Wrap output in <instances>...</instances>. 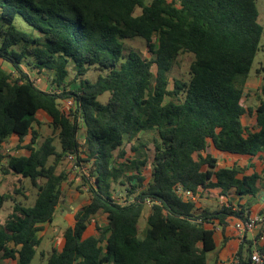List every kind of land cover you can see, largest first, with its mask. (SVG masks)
<instances>
[{
  "label": "trees",
  "instance_id": "obj_1",
  "mask_svg": "<svg viewBox=\"0 0 264 264\" xmlns=\"http://www.w3.org/2000/svg\"><path fill=\"white\" fill-rule=\"evenodd\" d=\"M17 16L35 30L19 28ZM134 37L145 39L150 57L127 50ZM260 50L256 0H0V60L13 67L0 65V173L30 178L37 189L30 205L19 185L0 191V213L12 202L0 219V258L32 264L41 223L53 221L61 202L67 180L61 164L74 153L78 164H90L77 187H87L89 201L74 212L61 248L45 264H209L217 227L225 231L230 218L250 216L243 206H199L184 193L218 190L228 202L232 194L257 193L259 173L246 174L237 163L219 166L212 147L264 152V84L256 104L244 101ZM181 52L194 58L188 77L174 78L170 88ZM92 69L106 74L81 79ZM44 71L59 90L41 88L29 74ZM105 92L108 99L100 101ZM69 98L67 114L59 105ZM40 111L56 133L41 141ZM244 116L253 123L244 124ZM11 136L18 145L29 139L25 154L5 152ZM99 212L106 224L86 235ZM251 252L250 244L241 246L239 264H251Z\"/></svg>",
  "mask_w": 264,
  "mask_h": 264
},
{
  "label": "rangeland",
  "instance_id": "obj_2",
  "mask_svg": "<svg viewBox=\"0 0 264 264\" xmlns=\"http://www.w3.org/2000/svg\"><path fill=\"white\" fill-rule=\"evenodd\" d=\"M149 1V0H147ZM257 6L260 13V22L264 25V0H256ZM15 24L22 29L28 30V31H34L35 29L29 25L21 16H17L15 20ZM126 46L127 50L130 48L136 49L140 51L144 56L150 57L151 53L148 51L147 44L145 42V39L141 37H134L129 38L126 40ZM193 54L191 53H185L181 52L176 62L173 66V69L170 73V88L173 86V80L174 78H187L189 73V67L191 62L193 61ZM0 65L3 66V68L9 69L11 66H9L8 62H3L0 60ZM264 66V51L260 50L256 56V59L254 61L253 71L251 73V77L257 76L259 88L264 84V70H262V67ZM256 68H260L259 71H256ZM153 70H155V67L153 66ZM31 75V78L38 84L42 85L45 83V86L52 89V90H59L60 87H58L56 84L50 86L49 83L52 79L51 75L52 73L49 71H44L43 73H29ZM99 74H106V70H90L86 75L82 76L81 79L89 78V79H97ZM71 79V77L69 78ZM248 82L255 81L254 79L248 78L246 79ZM256 82V81H255ZM258 92V91H257ZM254 94V96H253ZM249 95V94H248ZM245 98V102L248 104H256L257 98L256 94L252 93L251 97L249 96ZM109 92H105L104 94L99 96V100L105 102L108 99ZM65 99L60 100V106L63 108L66 105ZM38 119L41 121V124L39 126V133H40V140L41 141L45 136L56 134L53 130L52 121L51 118L44 112L40 111L37 115ZM244 124H249L252 122V119L248 116H244L242 118ZM145 138H148L149 140L153 136L152 132H147L143 135ZM15 136H11L8 139V142L5 146V152L6 153H22L24 152V146L26 143H21L20 145L16 144L17 141L14 140ZM16 138V137H15ZM16 143H14V142ZM29 140H27L28 142ZM56 144L59 147L58 139H56ZM21 146V147H19ZM127 155L131 156L132 151L130 144L126 146ZM26 151V149H25ZM147 154L150 156L153 155V144L149 143L148 145V151ZM81 165L77 166L76 163H71L67 158L62 162L61 164V170H65L67 172V180L63 183V194H62V200L63 203L61 204V208L56 211L54 219L52 222H46L43 223L42 229L39 231L38 235L41 238V244L38 247V253L34 260L32 261V264H45L48 256L52 252L54 248L60 249L62 246V235L64 229L70 224V218H71V212L74 213L75 209L71 211L72 207H77L80 204H85L89 200V192L82 188L80 191L77 187L81 184V176L80 173L86 171L88 172V168L90 164L87 162H81ZM16 185L21 186V190L23 193L27 196H24L22 194L19 195V197L28 205L33 204L35 197H36V191L37 189L32 186L30 178L22 179L19 178L17 175H5L3 176L0 173V191L2 192H12ZM70 197L72 202L70 203ZM73 198V199H72ZM70 204V206H69ZM12 202L8 201L6 202L4 208L2 209L0 213V219L3 221L6 214L11 210ZM77 210V209H76ZM149 211V207L147 206L145 208V211L143 212L142 217L139 221V229H140V235H142L147 227V214ZM69 214L68 218L66 219V215ZM107 217L106 214L103 212L97 213L93 220L91 221L87 231L86 235L96 233L98 234V231L96 229V223H99L101 225L106 224ZM213 251V250H212ZM211 252V251H210ZM11 260H3L0 258V264H8Z\"/></svg>",
  "mask_w": 264,
  "mask_h": 264
},
{
  "label": "crops",
  "instance_id": "obj_3",
  "mask_svg": "<svg viewBox=\"0 0 264 264\" xmlns=\"http://www.w3.org/2000/svg\"><path fill=\"white\" fill-rule=\"evenodd\" d=\"M3 62L5 63L6 61ZM9 66H11V64H9ZM6 70H13V67L11 66L9 69ZM251 76L252 75L250 74L248 78L254 79L256 82L255 81L248 82L246 80L244 86L246 98L248 94H249L248 97L249 96L251 97L252 93L256 94V92L259 89V84L257 83L258 82L257 76H255V78ZM39 86L44 89L48 88L45 86V83ZM251 123H253V121ZM15 137L14 140L17 141V143L14 141L13 142L18 144L17 137L16 138ZM27 140L29 139L27 138L24 143H28L29 141L27 142ZM25 153L26 151L24 148V152L20 154L16 152L15 154L23 155ZM212 153L216 157H218V165L221 167H228L233 165L234 163H237L239 164V166L243 168L244 173L250 174L252 172H257L260 175L256 183V186L258 187V191L255 195H244L240 197L236 194H232L229 196L230 201L228 202L227 198H224L223 196L219 195L218 190H211V191L200 190L199 193H197L195 197H193L198 202L199 206L210 207L211 209H217L222 205L228 206L229 204H232L235 208L238 206H243L244 213L249 214L250 217L257 218L255 227L252 230H245L238 228L236 224L242 222V220L239 217H232L230 218V223L225 229V231H223L222 228L217 227V230L215 232L216 248L213 251L208 252V263L209 264H239V260L237 258V252L241 246L244 245L248 246L250 244L252 246V250L255 247H258L264 252V152H261L255 156H251V155H242L238 153H230L227 151H219L214 149V147H212ZM69 202L70 203L72 202L71 197ZM62 203L63 200L61 198V202L59 203L56 211H58V209L61 208ZM82 205L83 204H80L74 208L72 207L71 211H73L74 209L76 211V209H78ZM68 216L69 214L66 215V219L68 218ZM73 216L74 213L71 212L69 225H72L74 223ZM42 224L43 223H41V225ZM144 234L145 232L142 235Z\"/></svg>",
  "mask_w": 264,
  "mask_h": 264
},
{
  "label": "built area",
  "instance_id": "obj_4",
  "mask_svg": "<svg viewBox=\"0 0 264 264\" xmlns=\"http://www.w3.org/2000/svg\"><path fill=\"white\" fill-rule=\"evenodd\" d=\"M66 105L63 108L62 106H60V109L63 112H66L67 114H70L69 109L74 105V101L72 99H66ZM70 116V115H69ZM67 159L71 162V163H76V165L80 166L81 164H78V160H77V155L74 153H70L67 156ZM81 176V173H80ZM83 188L87 189L86 186H84ZM185 197L189 198V197H194L193 193L191 191H185L184 193ZM257 218L254 217H250L247 221H242L237 223V227L241 228V229H245V230H252L255 227ZM251 264H264V252L259 249L258 247H255L252 252H251Z\"/></svg>",
  "mask_w": 264,
  "mask_h": 264
}]
</instances>
